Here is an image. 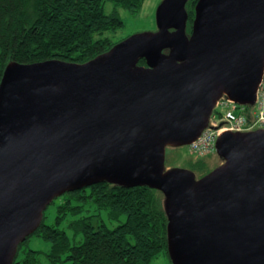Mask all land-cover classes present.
<instances>
[{"label":"water","instance_id":"obj_1","mask_svg":"<svg viewBox=\"0 0 264 264\" xmlns=\"http://www.w3.org/2000/svg\"><path fill=\"white\" fill-rule=\"evenodd\" d=\"M162 0L157 30L82 63L11 62L0 82V264L52 201L100 181L165 196L172 264H264V128L224 131L221 164L167 167L222 98L254 106L264 73V0ZM145 60V65L140 64Z\"/></svg>","mask_w":264,"mask_h":264},{"label":"trees","instance_id":"obj_2","mask_svg":"<svg viewBox=\"0 0 264 264\" xmlns=\"http://www.w3.org/2000/svg\"><path fill=\"white\" fill-rule=\"evenodd\" d=\"M144 1L0 0V82L11 62L82 64L110 51L122 41L107 34L124 25L118 9L136 13ZM107 2L114 5L111 13L106 12ZM196 3L187 4L189 33ZM203 158L188 160L189 169L200 176L212 170ZM50 205L54 220L48 224L45 212ZM50 205L41 225L20 244L13 264H41L37 250H26L19 258L32 236L50 243V264H151L162 253L169 256L165 196L159 190L104 180L67 191ZM62 223H67L72 237L59 228Z\"/></svg>","mask_w":264,"mask_h":264},{"label":"rangeland","instance_id":"obj_3","mask_svg":"<svg viewBox=\"0 0 264 264\" xmlns=\"http://www.w3.org/2000/svg\"><path fill=\"white\" fill-rule=\"evenodd\" d=\"M161 2L162 0H145L141 10L136 13H132L124 8H119L118 12L124 25L119 28L115 34H112L111 32L107 34H111L110 36L113 37L115 41H120L137 33L157 30L156 11ZM113 8L114 5L111 2H107L106 12L111 13ZM194 157L196 158V156L191 154V152L189 151L188 145L178 148H167L166 165L167 167L172 168L189 169L188 160L195 159ZM203 159L206 166L210 170L221 164V159L217 151L205 156ZM195 173L198 177H200L199 172ZM54 209L55 208L53 207V205H50L48 210L45 212V220L48 224H51L54 220V216L52 214ZM59 228L65 229L68 232L69 236L72 237V231L67 228V223H62ZM50 247V243L36 236H32L28 240V242L24 246H22V251L19 254V258L24 256L26 250L32 249L37 250L41 253V264H50V262L48 261V257H46V253L50 250ZM151 264L172 263L169 256L166 253H162L158 258L153 260Z\"/></svg>","mask_w":264,"mask_h":264},{"label":"built area","instance_id":"obj_4","mask_svg":"<svg viewBox=\"0 0 264 264\" xmlns=\"http://www.w3.org/2000/svg\"><path fill=\"white\" fill-rule=\"evenodd\" d=\"M260 128H264V73L254 106L220 99L211 116L210 127L188 148L191 154L203 158L216 151V142L224 131L246 132Z\"/></svg>","mask_w":264,"mask_h":264}]
</instances>
